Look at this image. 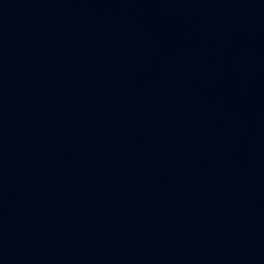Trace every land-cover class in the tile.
Masks as SVG:
<instances>
[{"label":"water","instance_id":"obj_1","mask_svg":"<svg viewBox=\"0 0 264 264\" xmlns=\"http://www.w3.org/2000/svg\"><path fill=\"white\" fill-rule=\"evenodd\" d=\"M0 264H264V0H0Z\"/></svg>","mask_w":264,"mask_h":264}]
</instances>
